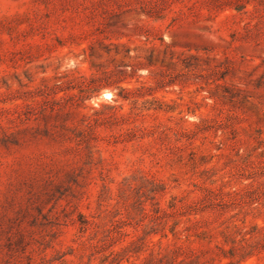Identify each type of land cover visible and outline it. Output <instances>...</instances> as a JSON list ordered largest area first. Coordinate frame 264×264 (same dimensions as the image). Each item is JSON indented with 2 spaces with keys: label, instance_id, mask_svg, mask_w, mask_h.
Returning <instances> with one entry per match:
<instances>
[{
  "label": "rangeland",
  "instance_id": "rangeland-1",
  "mask_svg": "<svg viewBox=\"0 0 264 264\" xmlns=\"http://www.w3.org/2000/svg\"><path fill=\"white\" fill-rule=\"evenodd\" d=\"M0 264H264V0H0Z\"/></svg>",
  "mask_w": 264,
  "mask_h": 264
},
{
  "label": "water",
  "instance_id": "water-1",
  "mask_svg": "<svg viewBox=\"0 0 264 264\" xmlns=\"http://www.w3.org/2000/svg\"><path fill=\"white\" fill-rule=\"evenodd\" d=\"M104 97H107L106 94H103Z\"/></svg>",
  "mask_w": 264,
  "mask_h": 264
},
{
  "label": "bare ground",
  "instance_id": "bare-ground-1",
  "mask_svg": "<svg viewBox=\"0 0 264 264\" xmlns=\"http://www.w3.org/2000/svg\"><path fill=\"white\" fill-rule=\"evenodd\" d=\"M106 96H109V93H108V94H106Z\"/></svg>",
  "mask_w": 264,
  "mask_h": 264
}]
</instances>
